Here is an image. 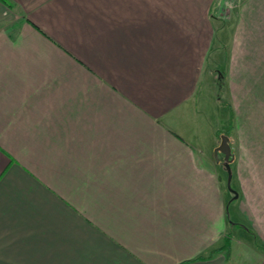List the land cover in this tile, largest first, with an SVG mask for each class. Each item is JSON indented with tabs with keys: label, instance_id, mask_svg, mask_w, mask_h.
Returning a JSON list of instances; mask_svg holds the SVG:
<instances>
[{
	"label": "crops",
	"instance_id": "obj_1",
	"mask_svg": "<svg viewBox=\"0 0 264 264\" xmlns=\"http://www.w3.org/2000/svg\"><path fill=\"white\" fill-rule=\"evenodd\" d=\"M235 3L224 38L216 0H0V264H264V0Z\"/></svg>",
	"mask_w": 264,
	"mask_h": 264
},
{
	"label": "rangeland",
	"instance_id": "obj_2",
	"mask_svg": "<svg viewBox=\"0 0 264 264\" xmlns=\"http://www.w3.org/2000/svg\"><path fill=\"white\" fill-rule=\"evenodd\" d=\"M236 0H226L224 6H223V15L225 17V19L223 20V22H220V25L223 26V34L225 35L224 38H228L229 34H230V21L229 18L232 16V13L234 11V8L236 7ZM218 31L216 32V38H218ZM216 43H218V45H220V43L218 42V40L216 39ZM218 45L216 44V46L214 47V50L218 47ZM213 55H211L212 57ZM212 62H214L211 59ZM208 67H210V71L207 74L206 77V85H207V92H208V100L211 102H216L218 104L221 105V103H227L228 102V95H227V86H226V81L224 79V77L222 78L220 73H217V68L214 67V64H210L208 65ZM220 72V71H219ZM222 78V80H221ZM223 106V105H222ZM226 106L224 105L221 108L222 111V115L229 116V114H227L228 109L225 108ZM229 113V112H228ZM229 126V117L226 119V123L224 122V127H222V131L224 132V130L227 129V127ZM222 132V133H223ZM230 133V132H229ZM232 184L230 183V188ZM224 190L227 192L229 189L228 186V182L226 180V185L224 186ZM233 196V195H232ZM229 217L232 219V216H230V213H232V209L229 208ZM240 226V224L235 223L233 226Z\"/></svg>",
	"mask_w": 264,
	"mask_h": 264
},
{
	"label": "water",
	"instance_id": "obj_3",
	"mask_svg": "<svg viewBox=\"0 0 264 264\" xmlns=\"http://www.w3.org/2000/svg\"><path fill=\"white\" fill-rule=\"evenodd\" d=\"M220 152L223 154V159H224V163L225 166L227 168V182H228V186H229V191L231 193L234 194V196H236V192L230 188V180H231V170H230V162L232 159V155H231V150H230V145L228 142V136L225 134H222L220 136V142L219 145L216 147L215 149V153Z\"/></svg>",
	"mask_w": 264,
	"mask_h": 264
},
{
	"label": "trees",
	"instance_id": "obj_4",
	"mask_svg": "<svg viewBox=\"0 0 264 264\" xmlns=\"http://www.w3.org/2000/svg\"><path fill=\"white\" fill-rule=\"evenodd\" d=\"M225 2H226V0H216V3L221 4L222 7L224 6ZM220 74H221V76H222V78H223V76H224V75H223V70H220ZM222 78H221V80H222ZM223 105L226 106V108L228 109V112H229V126L227 127L226 130H224V132H223L222 134L227 135V136H228V140H229V137H230V133H229V132L231 131V111H230V108H229L228 103H224V102H223ZM228 220H229V219H228ZM228 222L230 223V226L233 225V224H235V223H231L230 220H229ZM226 242H227V241H226ZM224 245H225V244H224ZM213 251H215V249L212 250L211 252H213Z\"/></svg>",
	"mask_w": 264,
	"mask_h": 264
}]
</instances>
